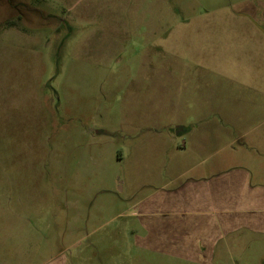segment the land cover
<instances>
[{
    "label": "rangeland",
    "instance_id": "obj_1",
    "mask_svg": "<svg viewBox=\"0 0 264 264\" xmlns=\"http://www.w3.org/2000/svg\"><path fill=\"white\" fill-rule=\"evenodd\" d=\"M262 90L264 0H0V264H264L262 224L132 216L194 165L263 187Z\"/></svg>",
    "mask_w": 264,
    "mask_h": 264
},
{
    "label": "crops",
    "instance_id": "obj_2",
    "mask_svg": "<svg viewBox=\"0 0 264 264\" xmlns=\"http://www.w3.org/2000/svg\"><path fill=\"white\" fill-rule=\"evenodd\" d=\"M237 104L242 107L239 114L230 112L226 107L216 109L214 113L221 116L246 115L243 104ZM254 114L260 115L252 111ZM185 169L134 204L132 216L139 218L151 234L159 236V230L165 229L168 233L173 231V236L184 235L190 240L193 238L192 231H200L203 234L193 240L196 252H200L198 240L212 250L229 233L243 229L245 225H264V186L252 185L244 169L228 172L222 166V160L202 169L195 165ZM246 194L249 201L241 203Z\"/></svg>",
    "mask_w": 264,
    "mask_h": 264
}]
</instances>
